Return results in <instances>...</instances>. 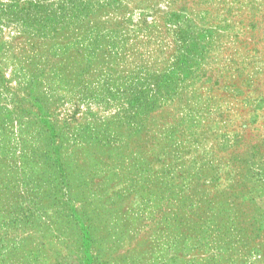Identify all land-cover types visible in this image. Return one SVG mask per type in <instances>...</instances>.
I'll return each instance as SVG.
<instances>
[{
    "label": "rangeland",
    "instance_id": "374dc122",
    "mask_svg": "<svg viewBox=\"0 0 264 264\" xmlns=\"http://www.w3.org/2000/svg\"><path fill=\"white\" fill-rule=\"evenodd\" d=\"M0 264H264V0H0Z\"/></svg>",
    "mask_w": 264,
    "mask_h": 264
}]
</instances>
